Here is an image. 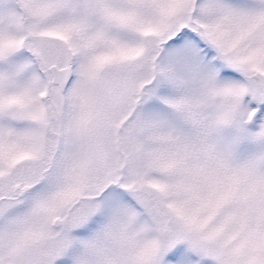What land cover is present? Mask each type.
<instances>
[{
    "label": "snow or ice",
    "instance_id": "1",
    "mask_svg": "<svg viewBox=\"0 0 264 264\" xmlns=\"http://www.w3.org/2000/svg\"><path fill=\"white\" fill-rule=\"evenodd\" d=\"M0 264H264V0H0Z\"/></svg>",
    "mask_w": 264,
    "mask_h": 264
}]
</instances>
